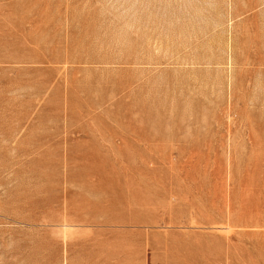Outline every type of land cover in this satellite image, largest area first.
Listing matches in <instances>:
<instances>
[{"label":"rangeland","instance_id":"374dc122","mask_svg":"<svg viewBox=\"0 0 264 264\" xmlns=\"http://www.w3.org/2000/svg\"><path fill=\"white\" fill-rule=\"evenodd\" d=\"M0 264H264V0H0Z\"/></svg>","mask_w":264,"mask_h":264}]
</instances>
